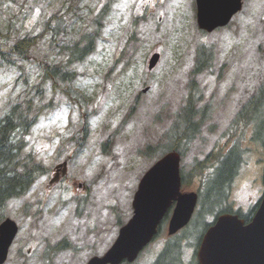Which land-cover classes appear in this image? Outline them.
Segmentation results:
<instances>
[{
    "label": "rangeland",
    "instance_id": "374dc122",
    "mask_svg": "<svg viewBox=\"0 0 264 264\" xmlns=\"http://www.w3.org/2000/svg\"><path fill=\"white\" fill-rule=\"evenodd\" d=\"M99 13L94 50L73 65L75 80L42 82L44 66L60 63L66 43L93 32ZM0 33L4 52L19 38L41 34L27 60L8 64L0 57V117L12 105L31 106L38 120L23 156L47 169L25 195L6 204L4 218L19 230L5 264H45V248L63 239L69 248L56 253L52 264H85L104 254L132 216L139 180L159 159L141 153L172 141L166 133L189 92L208 113L181 156V170L187 174L213 149L239 152L225 205L243 213L256 207L264 191V145L252 140L251 127L236 134L228 129L264 80V0H246L228 26L211 33L198 28L194 0H0ZM199 47L211 51V62L193 74ZM156 52L158 63L149 71ZM65 88L78 102L68 99ZM200 181L183 191H198ZM202 212L172 237L164 222L132 264H151L166 243L176 241L183 247L180 261L189 264L192 256L194 262L189 232L199 236L215 218L214 211Z\"/></svg>",
    "mask_w": 264,
    "mask_h": 264
},
{
    "label": "trees",
    "instance_id": "16d2710c",
    "mask_svg": "<svg viewBox=\"0 0 264 264\" xmlns=\"http://www.w3.org/2000/svg\"><path fill=\"white\" fill-rule=\"evenodd\" d=\"M102 16V13L97 15L94 22L96 26L93 32L85 33L78 40L66 43L63 46L65 54L60 63L46 64L44 66L42 82L48 81L53 86H58L59 84H71L75 80L76 74L72 67L84 61L94 50L95 40L99 36ZM48 24L49 22L45 24L42 34L45 33V29H48ZM0 36H2L1 33ZM40 36L41 34L19 38L9 47L7 52L0 49L1 60H7L8 64H12V58L27 60L31 49ZM211 57V51H207L204 47H199L196 53L193 74H197L203 68L209 66ZM63 91L68 99L78 102V97L74 95L76 94L74 91L69 88H65ZM195 99L193 93L189 92L186 105L178 113L177 120L175 118L172 126L166 133L167 136L172 137V141L166 143L161 149L155 150L154 148L157 146H147L141 154L145 156L155 154L154 157L160 158L170 151H177L182 155L186 152L185 149L189 147V143L201 131L203 120L206 117L204 111L203 115L201 114V119H195L197 116L195 102L197 99ZM37 120L38 115L32 112L30 105L23 108L20 104L12 105L0 118V222L3 219L6 203L11 198L24 195L37 179L47 173V169L37 163L32 155L23 156V152L29 143L31 129ZM249 127L253 129L252 140L264 145V136L262 135L264 133V80L240 106L235 117L230 122L228 131L230 133L233 130L236 134L237 131L243 132ZM238 155L239 152L235 157L228 154L221 159L218 155L211 152L202 161L196 160L187 174L181 173L183 186L190 184L197 176H200L202 179L204 178L199 187L198 194L201 198V204H205L209 211L204 210L202 207L203 209L201 208L198 211L199 213L196 214L197 217L202 211L210 212L218 210L221 202L227 198L228 192L226 187L232 182L238 171L237 168L240 163V156ZM213 158V161H215L213 172L208 176L204 175L208 162ZM202 184L204 185L203 187ZM255 209L256 207L248 215L240 212L237 213L248 222ZM222 212L232 213L233 211L230 206H227L225 210H222L218 214ZM218 214L215 213L211 216ZM190 232L192 233V231ZM63 244L57 245L55 249L63 248ZM182 249L183 247L179 241L168 242L151 264H183L180 261L179 255Z\"/></svg>",
    "mask_w": 264,
    "mask_h": 264
},
{
    "label": "water",
    "instance_id": "95a60500",
    "mask_svg": "<svg viewBox=\"0 0 264 264\" xmlns=\"http://www.w3.org/2000/svg\"><path fill=\"white\" fill-rule=\"evenodd\" d=\"M243 0H196L197 25L212 32L226 26L241 10ZM159 55L148 63L151 70ZM179 155L170 152L158 160L141 178L132 201L133 215L119 230L113 245L102 257L87 264H120L133 262L156 234L157 227L172 202H175L168 224L172 235L184 227L194 210L197 196L180 191ZM17 232L15 223L6 219L0 224V264ZM199 264H264V197L248 223L237 216L222 215L204 234L197 252Z\"/></svg>",
    "mask_w": 264,
    "mask_h": 264
},
{
    "label": "flooded vegetation",
    "instance_id": "af4514ba",
    "mask_svg": "<svg viewBox=\"0 0 264 264\" xmlns=\"http://www.w3.org/2000/svg\"><path fill=\"white\" fill-rule=\"evenodd\" d=\"M65 241H66V243H68V241L66 240V239H64ZM50 251H51V246H47L46 248H45V251H44V256L42 257V259H43V261H45V263L47 262V261H49V258L46 256L48 253H50ZM54 259L52 258V261H53ZM64 264H69V263H66V262H64Z\"/></svg>",
    "mask_w": 264,
    "mask_h": 264
}]
</instances>
